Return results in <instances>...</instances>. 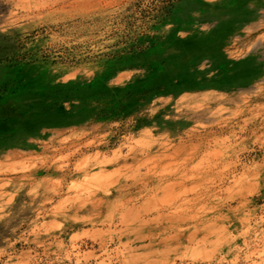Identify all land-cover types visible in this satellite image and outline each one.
<instances>
[{"label": "rangeland", "instance_id": "1", "mask_svg": "<svg viewBox=\"0 0 264 264\" xmlns=\"http://www.w3.org/2000/svg\"><path fill=\"white\" fill-rule=\"evenodd\" d=\"M261 23L257 0H0V150L29 152H0V264H264Z\"/></svg>", "mask_w": 264, "mask_h": 264}, {"label": "bare ground", "instance_id": "2", "mask_svg": "<svg viewBox=\"0 0 264 264\" xmlns=\"http://www.w3.org/2000/svg\"><path fill=\"white\" fill-rule=\"evenodd\" d=\"M257 2H264V0H257ZM262 4V3H261ZM261 28H264V23H261L259 26L257 25H255V26H253V28H251V29H249V30H245V32L246 31H248V33H252V32H257V31H259ZM243 30V29H242ZM244 34V33H243ZM246 34V33H245ZM244 34V35H245ZM247 35V34H246ZM174 85H176V83L175 82H173V81H171V80H169V81H167V87L168 88H171V87H173ZM147 87V86H146ZM72 125V124H71ZM19 142V141H18ZM30 142V141H29ZM20 144V143H19ZM15 145H18V144H15ZM79 146V145H78ZM85 146V145H84ZM42 147V146H41ZM27 148H28V151H36V146L34 145V144H28V146H27ZM29 148H32V149H29ZM23 147H22V145H20L18 148H17V150L16 149H8V148H4V149H1L0 150V152H1V154H2V152L5 150L6 152H5V154H4V156H6L7 158H10V157H14V155H18V157H20V158H22V157H24L25 158V155H26V153H29V152H24L23 151ZM48 148L47 147H44V148H41V150L43 151V152H46L47 154V156H48V159L49 158H51L50 156H52V154H54L52 151H48L47 150ZM16 150V151H15ZM40 150V149H39ZM76 150V149H75ZM39 152H41V151H39ZM42 152V153H43ZM68 152V151H67ZM31 153V152H30ZM45 154V153H44ZM3 156V155H2ZM27 158V157H26ZM54 158H55V156H54ZM63 158V157H62ZM51 160V159H50ZM54 164H55V162H53ZM24 165V164H23ZM80 165V164H79ZM78 165V166H79ZM84 165V164H83ZM1 166V165H0ZM76 166V165H75ZM55 167H56V164H55ZM49 168H52V165H51V167H49ZM78 168V167H77ZM23 169V168H22ZM37 170V169H36ZM11 170L8 168V169H2V168H0V175L1 174H3V176L6 174H9V173H11L10 172ZM13 172V171H12ZM37 173H40L39 171L37 172ZM5 175V176H6ZM21 177H25V174L23 173V171L21 172ZM59 179V178H58ZM57 180V179H56ZM59 180H61V179H59ZM59 180H57V181H59ZM10 181H12V180H10ZM61 182V181H60ZM58 183V182H57ZM56 183V184H57ZM53 186V185H52ZM56 187H58V188H54L55 189V191H54V189H52L53 190V192H55L57 195H58V193L60 194L61 193V187H59V184L58 185H56ZM53 188V187H52ZM53 192H51V193H53ZM21 193V192H20ZM18 194V193H17ZM55 195V194H54ZM61 195V194H60ZM19 197H20V195H19ZM18 197V198H19ZM14 198V197H13ZM72 198V197H71ZM22 199V198H21ZM78 199V198H77ZM82 199H83V197H82ZM14 199H12V198H10V199H8L7 200V202H11V204H9L10 205V207H14L16 204H18V202L17 201H13ZM49 200V199H48ZM80 203H81V200H80ZM78 204H79V202H78ZM82 205L84 204L83 202L81 203ZM82 205H80L81 207H82ZM191 237V236H190Z\"/></svg>", "mask_w": 264, "mask_h": 264}]
</instances>
